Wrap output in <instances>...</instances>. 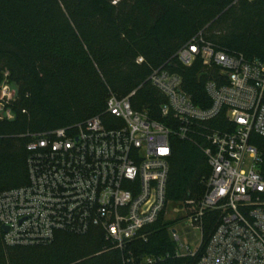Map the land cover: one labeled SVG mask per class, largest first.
<instances>
[{
    "label": "built area",
    "instance_id": "built-area-1",
    "mask_svg": "<svg viewBox=\"0 0 264 264\" xmlns=\"http://www.w3.org/2000/svg\"><path fill=\"white\" fill-rule=\"evenodd\" d=\"M175 58L186 67L200 60L218 71L204 84L209 105H194L181 77L160 68L148 81L164 98L161 122L131 107L135 92L124 99L109 94L107 123L92 117L31 135L27 185L0 193L4 246L46 245L58 233L99 232L124 252L123 264H160L171 256L196 257L194 264H264V155L250 143L252 135L264 138V62L214 51L201 38H193ZM15 93L5 73L0 120L13 119L9 107ZM218 118L224 128H218ZM172 137L199 141L209 170L204 194L172 210L184 212L169 230L173 255L134 257L127 250L149 242V228L169 205ZM209 213L217 217L202 246Z\"/></svg>",
    "mask_w": 264,
    "mask_h": 264
},
{
    "label": "trees",
    "instance_id": "trees-1",
    "mask_svg": "<svg viewBox=\"0 0 264 264\" xmlns=\"http://www.w3.org/2000/svg\"><path fill=\"white\" fill-rule=\"evenodd\" d=\"M193 38L214 51L264 62V0H0V85L8 73L16 91L13 119L0 120V193L27 185L31 135L92 117L107 123L109 94L124 99L135 92L131 107L161 122L164 98L148 81L154 70L180 76L193 104L206 108L204 84L218 71L175 58ZM217 125L226 124L218 118ZM170 142L166 199L182 207L203 196L209 170L199 141ZM250 143L264 155V138L252 135ZM164 215L149 228V242L127 252L173 255L169 230L183 219L165 221ZM216 217L206 218L202 246ZM2 238L0 228V264H123L125 256L99 232L58 233L50 244L25 247H6ZM196 259L171 256L160 264Z\"/></svg>",
    "mask_w": 264,
    "mask_h": 264
},
{
    "label": "rangeland",
    "instance_id": "rangeland-1",
    "mask_svg": "<svg viewBox=\"0 0 264 264\" xmlns=\"http://www.w3.org/2000/svg\"><path fill=\"white\" fill-rule=\"evenodd\" d=\"M249 166H250V159H249V157H247L246 159H245V166H244V170L247 172L248 171V169H249ZM175 208V206H173V205H171L170 203H169V205L167 206V209H166V212H165V215H164V220L165 221H172V220H174L175 218H183V214L182 213H184V212H182V213H180L179 215H175L174 213H173V209ZM179 223V222H178Z\"/></svg>",
    "mask_w": 264,
    "mask_h": 264
},
{
    "label": "water",
    "instance_id": "water-1",
    "mask_svg": "<svg viewBox=\"0 0 264 264\" xmlns=\"http://www.w3.org/2000/svg\"><path fill=\"white\" fill-rule=\"evenodd\" d=\"M1 231H2L3 233H5V232L7 231V228H6V227H1Z\"/></svg>",
    "mask_w": 264,
    "mask_h": 264
}]
</instances>
